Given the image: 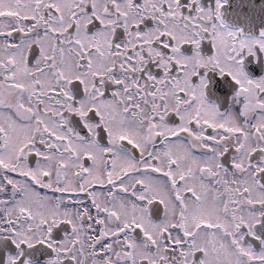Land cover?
Listing matches in <instances>:
<instances>
[{
	"label": "snow or ice",
	"instance_id": "snow-or-ice-1",
	"mask_svg": "<svg viewBox=\"0 0 264 264\" xmlns=\"http://www.w3.org/2000/svg\"><path fill=\"white\" fill-rule=\"evenodd\" d=\"M228 0H0V264H264V29Z\"/></svg>",
	"mask_w": 264,
	"mask_h": 264
},
{
	"label": "flooded vegetation",
	"instance_id": "flooded-vegetation-1",
	"mask_svg": "<svg viewBox=\"0 0 264 264\" xmlns=\"http://www.w3.org/2000/svg\"><path fill=\"white\" fill-rule=\"evenodd\" d=\"M203 3L205 6H211L215 7V0H203ZM231 2L228 0V3L225 5L223 9L224 13V20L225 22L230 25L234 29H243L245 33L249 35H258L259 32L264 29L259 28L256 29L254 26L244 24L242 22V25L239 24L236 20L232 19L227 10L230 7ZM246 13L249 16L257 15V16H263L264 17V0H246ZM33 258L36 260L37 264H42L41 260V254L39 250L33 251L30 253Z\"/></svg>",
	"mask_w": 264,
	"mask_h": 264
},
{
	"label": "water",
	"instance_id": "water-1",
	"mask_svg": "<svg viewBox=\"0 0 264 264\" xmlns=\"http://www.w3.org/2000/svg\"><path fill=\"white\" fill-rule=\"evenodd\" d=\"M231 5L227 12L229 16L236 20L242 25V22L247 25L254 26L256 29L264 27V17L263 16H249L246 13V0H230Z\"/></svg>",
	"mask_w": 264,
	"mask_h": 264
}]
</instances>
